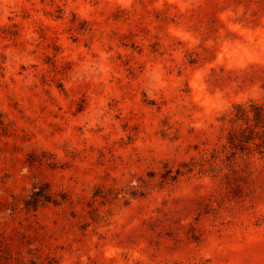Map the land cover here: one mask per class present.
I'll return each instance as SVG.
<instances>
[{
	"label": "clouds",
	"instance_id": "1",
	"mask_svg": "<svg viewBox=\"0 0 264 264\" xmlns=\"http://www.w3.org/2000/svg\"><path fill=\"white\" fill-rule=\"evenodd\" d=\"M0 264H264V0H0Z\"/></svg>",
	"mask_w": 264,
	"mask_h": 264
}]
</instances>
